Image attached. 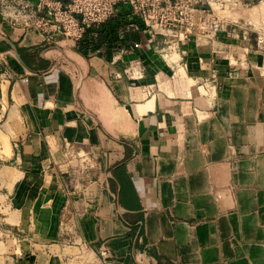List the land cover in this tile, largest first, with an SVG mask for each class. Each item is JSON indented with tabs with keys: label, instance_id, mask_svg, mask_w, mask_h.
I'll use <instances>...</instances> for the list:
<instances>
[{
	"label": "crops",
	"instance_id": "obj_1",
	"mask_svg": "<svg viewBox=\"0 0 264 264\" xmlns=\"http://www.w3.org/2000/svg\"><path fill=\"white\" fill-rule=\"evenodd\" d=\"M226 3L98 55L0 13V264H264V0Z\"/></svg>",
	"mask_w": 264,
	"mask_h": 264
},
{
	"label": "built area",
	"instance_id": "obj_2",
	"mask_svg": "<svg viewBox=\"0 0 264 264\" xmlns=\"http://www.w3.org/2000/svg\"><path fill=\"white\" fill-rule=\"evenodd\" d=\"M211 2L220 0H0L4 20L23 29L36 26L43 32L59 33L77 48L88 40L97 42L100 28L119 18L123 22L114 33L96 47L85 46L86 55H98L109 49L123 52L130 34L145 31L170 38L173 50L181 40L209 38L220 27Z\"/></svg>",
	"mask_w": 264,
	"mask_h": 264
},
{
	"label": "rangeland",
	"instance_id": "obj_3",
	"mask_svg": "<svg viewBox=\"0 0 264 264\" xmlns=\"http://www.w3.org/2000/svg\"><path fill=\"white\" fill-rule=\"evenodd\" d=\"M224 4V5H223ZM212 7L214 8L215 15L218 16L220 22L221 20H240L242 19V16L244 17L246 13L249 12L247 10V6L244 7V12L246 13H238L236 11H233L234 8L228 6L227 3L225 4V0H220L218 2H212ZM256 15H259L258 12L254 11ZM252 14V13H251ZM221 24V23H220Z\"/></svg>",
	"mask_w": 264,
	"mask_h": 264
},
{
	"label": "trees",
	"instance_id": "obj_4",
	"mask_svg": "<svg viewBox=\"0 0 264 264\" xmlns=\"http://www.w3.org/2000/svg\"><path fill=\"white\" fill-rule=\"evenodd\" d=\"M124 8H121V11L123 12L120 17L115 18L113 20H111L106 26H104L103 28H100L99 32H98V39L97 42H91L90 40L87 39V41H85L81 47H78L79 51L86 54V52L83 50V48H85V46L91 45L92 47H96L98 46L100 43H102L105 40V36L104 34H110V33H114L116 31V28L123 22V15H124ZM111 48V46H110Z\"/></svg>",
	"mask_w": 264,
	"mask_h": 264
}]
</instances>
